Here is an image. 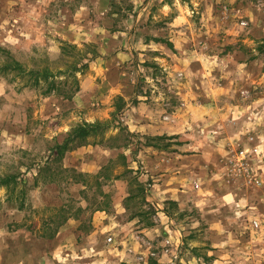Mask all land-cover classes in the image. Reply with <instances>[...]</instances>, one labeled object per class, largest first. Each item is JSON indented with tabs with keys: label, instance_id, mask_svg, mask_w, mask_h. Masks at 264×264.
I'll list each match as a JSON object with an SVG mask.
<instances>
[{
	"label": "rangeland",
	"instance_id": "rangeland-1",
	"mask_svg": "<svg viewBox=\"0 0 264 264\" xmlns=\"http://www.w3.org/2000/svg\"><path fill=\"white\" fill-rule=\"evenodd\" d=\"M66 42L99 53L71 100L0 70V180L19 183L0 186V264H264V0H0V67L66 69ZM106 75L132 97L103 103ZM92 82L96 99L78 97ZM137 114L181 132H135ZM98 121L104 134L58 155ZM150 147L206 152L194 186L212 202L156 200ZM211 224L227 227L216 248Z\"/></svg>",
	"mask_w": 264,
	"mask_h": 264
},
{
	"label": "crops",
	"instance_id": "crops-1",
	"mask_svg": "<svg viewBox=\"0 0 264 264\" xmlns=\"http://www.w3.org/2000/svg\"><path fill=\"white\" fill-rule=\"evenodd\" d=\"M128 54V53H127ZM126 55V54H123ZM120 58L116 57L115 61ZM114 60L107 61L105 65L112 64L115 62ZM98 63V62H97ZM98 67V75L104 76L103 74L106 72L107 69H104L102 66L103 64H99ZM112 73V72H111ZM95 75H92V81L94 80ZM103 88H107L108 96L104 97L105 104H108L112 101L115 95H123L126 100H129L132 97L130 91L127 89V86L123 85L122 82H115L113 83L111 80L108 79L107 75L105 76V80L103 81ZM94 83L92 82V86L90 87H82L83 89L78 94V97L81 96H89L92 92L97 90L96 88L92 90ZM102 88V86H100ZM106 92V93H107ZM92 99H96V97H92ZM142 98H139V106L134 107L133 110H137L136 112H140L144 110L146 103L141 101ZM77 99L74 100L76 102ZM67 104V103H66ZM130 106V105H129ZM132 110V111H133ZM110 109H99L92 111L88 117L92 119V121L96 119H102L110 117ZM91 114L93 116H91ZM137 120L136 129L139 131H135L142 134H148L151 136H158V135H175L180 134L181 131H169L165 130V128L161 126H156L153 122L152 124L148 121L147 117H142L140 115H135ZM148 130V131H147ZM140 157L143 158L144 161L142 163L148 168L151 173L152 178H154V187H153V197L161 202H166L168 200L178 201L182 206L188 205L189 201H191V197L195 196L193 201L197 202L198 204H209L212 202V198L209 196L214 195L212 186H205L203 190H196L195 186L199 179L197 168H202L206 170V167L209 165V161L207 159V153H199V154H192V155H184V154H170L165 150H159L155 147H150L145 150H142ZM148 155H147V154ZM211 161V160H210ZM201 172V171H200ZM196 183V184H195ZM204 195V196H203ZM232 195V194H231ZM188 202V203H187ZM207 214V213H206ZM206 216V215H205ZM209 227V226H208ZM226 226L221 224H211L208 228V233H211V242H213L212 247L216 248L221 246L222 240V232L226 229ZM230 231V230H229ZM181 232V231H180ZM219 233V234H218ZM182 234V232H181ZM217 235V236H216ZM182 236V235H181ZM184 241V240H183ZM182 242V241H181ZM184 243V242H183ZM182 259V258H181ZM184 261V260H183ZM169 262V261H168ZM172 262V259H171ZM197 258L189 257V260L186 264H196Z\"/></svg>",
	"mask_w": 264,
	"mask_h": 264
},
{
	"label": "trees",
	"instance_id": "trees-1",
	"mask_svg": "<svg viewBox=\"0 0 264 264\" xmlns=\"http://www.w3.org/2000/svg\"><path fill=\"white\" fill-rule=\"evenodd\" d=\"M95 45L86 44L85 49H81L78 45L72 43H64L62 46L63 57L70 56L71 62H68L66 69L52 70L50 67H43L38 69H27L24 64L16 60L10 55V61L0 67L2 71L10 70V74H14L15 78L20 77L26 80L25 86L43 87L46 95H56L65 99L71 100L79 91L80 84L78 79L79 73H85L89 68L90 62L95 60L99 53L96 51ZM65 76L66 79H59V77ZM72 78V85H69V80ZM120 100L124 101L122 97ZM123 106L119 107L120 110ZM108 122H95V123H82L78 124L73 130L68 133V138L64 145H58L56 151L59 156H63L65 152L71 150L69 144L77 142L79 145L89 143L91 138H98V136L105 133L108 128ZM124 159V166L128 168L127 156L120 155ZM126 173L132 172L130 169H126ZM18 178L16 175H10L0 180V186L10 185V188L15 190L18 186ZM141 191H145L144 186L139 182ZM66 218L65 220H67Z\"/></svg>",
	"mask_w": 264,
	"mask_h": 264
}]
</instances>
